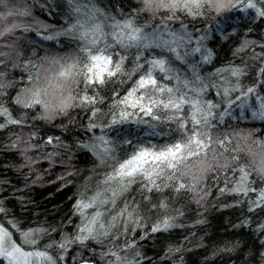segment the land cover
<instances>
[{"label": "snow or ice", "instance_id": "1", "mask_svg": "<svg viewBox=\"0 0 264 264\" xmlns=\"http://www.w3.org/2000/svg\"><path fill=\"white\" fill-rule=\"evenodd\" d=\"M136 3L124 12L56 0L62 19L49 24L33 5L0 0V132L8 141L0 147L19 153L31 183L41 161L58 164L57 179L71 184L76 157L92 160L58 226H22L0 197V264H152L142 242L184 227L169 200L186 192L202 207L213 188L217 198L235 197L220 207L247 205L233 227L260 234L250 259L264 264V218H251L264 214V137L229 132L231 120L264 122V0ZM52 7L41 5L49 15ZM215 40L232 41L229 59L217 63ZM124 126H144L159 142ZM133 186L140 199H128ZM187 239L168 243L163 258L184 264Z\"/></svg>", "mask_w": 264, "mask_h": 264}, {"label": "trees", "instance_id": "2", "mask_svg": "<svg viewBox=\"0 0 264 264\" xmlns=\"http://www.w3.org/2000/svg\"><path fill=\"white\" fill-rule=\"evenodd\" d=\"M12 2L19 3L21 6L23 3L33 5L32 15L49 24H58L62 19V16L54 14L56 0H48V3L53 5L52 15H49L47 9H41L45 0H12ZM96 2L101 7L115 4L124 12H127L130 7L137 6L136 0H96ZM27 40L31 42L32 36H28ZM210 46L214 47L219 54L217 63L230 58L229 50L232 41L215 40L210 43ZM206 70L210 71L211 69ZM239 113L240 109L236 108L235 115L239 116ZM229 125V132L233 130L252 131L253 136L264 137V122L258 119L231 120ZM143 127L133 126L129 129L124 126L122 131L125 134L131 132L132 135L153 140L154 143L159 142V138L154 139L149 131H142ZM13 130L15 131V129ZM55 134L59 135L60 133L57 131ZM6 135V132H0V145L8 142L5 139ZM233 143L235 144L236 141L234 140ZM240 146L244 147L243 140L240 141ZM22 162V157L16 150L0 147V179L8 181V184H0V197L9 201L7 206L13 209L22 226H32L35 223L54 227L60 225L71 215V205L76 191L75 185L81 183L84 177L89 174L87 169L92 165L91 158L85 154L76 157L74 167L77 170V175L67 178L72 180L71 184L57 179L64 169L58 164L49 168L44 161L39 162V180L36 183H31V177L25 179L28 169L18 167ZM33 167L34 170H37L36 166ZM26 184L27 186H25ZM135 187L133 186V191L128 194V199H132L133 196L140 199V194L135 191ZM164 195L170 198L172 196L167 191ZM16 197H25L26 199L21 204ZM155 199L154 195L153 200L155 201ZM234 199L235 197L230 194L217 198L216 189L213 188L208 200L203 202L202 207H198L192 202L189 193H179L174 200L170 199L169 203L172 209L179 207L184 212V216L177 220V224H182L184 227H177L171 230L170 234H158L143 241V251L152 258V264H171L173 257L163 258L165 246L168 243L178 244L184 237H187L188 239L184 241L186 251L181 253L184 264H258L259 256L256 257V260H252L250 254L253 249L259 248L260 234L255 232L251 226L233 227L249 215L247 205L220 207L222 204H231ZM198 213L201 215L198 216ZM200 218L204 219L205 223L192 224L193 220ZM251 218L253 221H257L264 218V214L257 213ZM65 231L71 232L72 229L67 226ZM225 241H239V246L231 252H220L218 249L225 246ZM161 258L163 259L161 260Z\"/></svg>", "mask_w": 264, "mask_h": 264}, {"label": "rangeland", "instance_id": "3", "mask_svg": "<svg viewBox=\"0 0 264 264\" xmlns=\"http://www.w3.org/2000/svg\"><path fill=\"white\" fill-rule=\"evenodd\" d=\"M240 114V113H239Z\"/></svg>", "mask_w": 264, "mask_h": 264}]
</instances>
